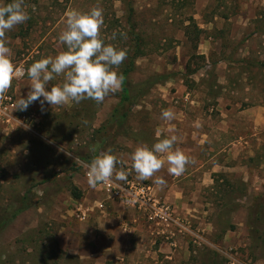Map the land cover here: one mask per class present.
<instances>
[{"label":"rangeland","instance_id":"374dc122","mask_svg":"<svg viewBox=\"0 0 264 264\" xmlns=\"http://www.w3.org/2000/svg\"><path fill=\"white\" fill-rule=\"evenodd\" d=\"M263 1L252 3L257 12L263 8ZM248 2L213 0L208 6L207 0H24L29 19L4 37L12 63L23 75L13 78L8 90L0 94V214L11 215L22 206L26 195L32 206L0 235V264H96L89 257L96 252L103 253L106 264H231L234 260V264H264V222L251 220L253 232L260 227L261 238L250 230L251 207L256 200L264 201V113L257 110L264 101V68H253L256 77L250 93L252 107L247 118L235 121L237 125L228 135L233 144L226 149L227 161L226 158L220 161L218 158L223 155L215 157L213 146L198 145L190 137V129L194 126L195 110L208 118L213 115L221 89L209 76L213 75L210 69L204 76L191 73L200 70L204 61L200 51L194 49L195 44L179 31V25L189 17L196 15L197 22H202L212 13H232ZM6 3L0 0V6ZM129 4L134 10L137 29L149 43V54L138 60L130 81L140 85L151 75L165 74L180 85L183 80L195 92L193 98L185 100L182 94L170 95L178 87L168 86L166 82L156 85L134 109L132 137L119 139L117 148L114 144L109 146L119 160L126 162L118 164L116 169L124 170L131 164L130 155L137 146L151 147L158 136L165 138L162 130H158L161 124L170 121L162 117L163 110H171L173 114L178 110L187 112L188 137L183 149L191 156L190 165L198 167L200 160L202 172H196L193 178L197 193L187 190L179 208L167 202L184 226H173L171 230L176 232L173 238L159 236L158 229L140 212L135 215L136 229L123 236L118 232L113 234L112 223L105 221L107 228L101 227L99 216L86 222L76 216V205L84 202L86 195L82 187L85 172L79 161L81 155L96 154L98 147H88L92 132L117 104L115 93L107 95L101 103L90 99L60 106L45 103L42 110L38 100L25 111L16 107V101L26 98L30 90L28 67L65 50L58 37L65 28L68 12L99 7L103 18L100 37L106 44L121 49L127 46L126 41H121V28L125 26ZM200 11L202 17L197 14ZM114 32L116 37L112 39ZM253 40L252 49H259L260 58L264 59L262 41ZM227 49L233 52L232 47ZM187 66H191V71L185 70ZM115 70L119 72L120 67ZM63 79V75L55 76L49 82V90L52 85L62 84ZM235 88L238 94L231 99L227 110H244L241 106L244 83L235 82ZM9 102L14 106L8 107ZM51 134L62 142L54 141ZM219 164L227 169L219 171L222 179L215 178L217 182L211 183V171ZM201 178L202 185L198 187ZM229 184L234 188L230 193L226 192ZM76 191L81 197H75ZM229 231L239 242L231 249L223 246V237Z\"/></svg>","mask_w":264,"mask_h":264},{"label":"crops","instance_id":"0c3cea01","mask_svg":"<svg viewBox=\"0 0 264 264\" xmlns=\"http://www.w3.org/2000/svg\"><path fill=\"white\" fill-rule=\"evenodd\" d=\"M207 1L208 6L210 1L213 2V0ZM253 2L254 0H250L247 4H243L238 11H233L232 13H212L213 15L211 14V17L208 16L205 21L201 20L202 22H197L198 18L194 15L182 21L179 25V31H181L184 38L190 42L191 39L187 38L186 30L191 18L201 30L199 41L195 44L196 46L194 49L200 51L201 59L204 61V64L201 66L200 70L197 71L195 69L193 75L200 73L199 75L204 76V72L207 74V71L210 69V71H213V75L209 76H212L214 82L217 83V87L221 89V93H217L215 103L216 110L211 117H205L207 115H202L200 110H195L197 112L194 115L195 121L192 124L194 126H192V129L189 128L191 130L190 137L196 140L200 146L205 144L213 146V156L214 154L215 157L223 155L218 158L220 161L224 158H226L225 161H227L226 153L228 152L226 149L233 144L230 139L231 137L228 135L234 130L235 125H237L235 121H237V119L247 118V111L252 107L250 103V93L252 89H254L256 77L253 71L256 69L255 67L258 66H263L262 69L264 68L263 62H261L263 56L260 58L259 49L256 51L251 47V40L254 41L253 39L255 38L260 39L264 47V32L262 31L264 30V24H261L264 19V6L263 8H259L261 10L260 12H257V8L254 9L253 7ZM262 5H264V3H262ZM208 6L204 8V12ZM201 13L202 11L197 14L202 17ZM220 26L222 27L220 28ZM228 47H232L233 52H230V50L227 49ZM252 64H255V66H252ZM185 70H187V67H185ZM182 81L180 85V82L175 83V81L169 79L165 84L171 87L172 85L173 87H178L175 93L171 90V96L182 94V98L189 100L190 96L193 98L195 92L189 90L184 81ZM235 82L244 83V91L241 93L243 95L241 98V106L244 107V110H227L228 105L231 106V99L238 94L235 88ZM257 110L264 113V101L258 104ZM187 117V112L178 110L174 112V118L172 120L161 124L158 129L162 130L161 134L164 135L163 137L165 138L175 136L177 139L174 149L178 147L188 158L189 162L185 165L184 171L180 175L169 174L167 170L169 165L166 161L162 168L154 173L153 177L143 181L137 179L136 173L131 170V164L124 169L130 177L150 185L154 194L159 195L165 199V202L175 205L177 208H179L180 204H183L187 190L189 192L193 189V192L197 193L194 188L193 178L196 172H198V174L199 171L202 172L200 160L198 167L190 165L191 156L183 149L184 140L188 137V134L185 132L187 128V125L185 126ZM247 121H249V119H247ZM241 123L242 122H240V126L242 128L243 125ZM101 124L95 125V128H99ZM156 128H158V125ZM157 138L160 139L159 136ZM219 142L220 145H218ZM223 146L224 149H221ZM82 162L89 164V162L83 160ZM225 169H227V167L220 166V164L216 165L215 169L211 171L213 174H211V183L212 181L214 183L216 179H222L220 178L219 171ZM83 177L85 184L82 187L86 195L84 202H80L76 206L79 205L83 211H87V219L85 222L90 221L95 216H99L101 227L103 225L107 228V224L104 223L105 221L113 224V234L118 232L120 236H123V234L133 233L136 229V225L134 226V224L137 223L135 215L138 214V211L125 202L115 201L102 187H90L84 173ZM157 177H162L165 180V184H154L153 180ZM201 181L202 178L198 179V187H201ZM240 211H244L242 206ZM116 228H118L119 231H117ZM105 235L108 236L109 233L106 232ZM234 235L235 234L229 231L227 235L223 237V246L227 247V249L234 248L235 245L239 244L237 241L238 239H236ZM215 249L218 250V248ZM89 257L94 258L96 264H106L107 262V258L103 256L102 252H96ZM166 258L170 257L166 256ZM233 262L231 264H234Z\"/></svg>","mask_w":264,"mask_h":264},{"label":"clouds","instance_id":"9594fccd","mask_svg":"<svg viewBox=\"0 0 264 264\" xmlns=\"http://www.w3.org/2000/svg\"><path fill=\"white\" fill-rule=\"evenodd\" d=\"M29 19L24 8V0H10L0 6V94H4L10 87L13 78L23 73L14 67L10 48L6 46L4 37L16 25ZM65 28L59 34V43L65 50L55 57H46L33 62L27 69V76L31 81L30 90L26 98L16 101L18 110L25 111L39 100L41 108L45 103L51 106H60L69 101L80 103L90 99L97 103L103 102L110 93L120 90L123 75L115 68L125 60L126 52L117 49L112 44H106L100 37L103 25L102 10L93 7L89 11L72 10L66 14ZM116 33L112 35L115 39ZM63 75V83L52 85L49 82L55 76ZM43 98V99H41ZM165 120H172L171 110L161 113ZM176 137L158 139L151 147L139 145L131 153V170L136 173L137 179L143 181L153 177L165 161L169 165L168 173L180 175L189 162L187 156L178 148L174 149ZM76 159V158H75ZM122 162L111 150L95 156L90 164L86 165L87 179L90 187L107 183L113 178L115 181H127L124 170H116ZM154 184L163 185L165 180L157 177Z\"/></svg>","mask_w":264,"mask_h":264},{"label":"trees","instance_id":"16d2710c","mask_svg":"<svg viewBox=\"0 0 264 264\" xmlns=\"http://www.w3.org/2000/svg\"><path fill=\"white\" fill-rule=\"evenodd\" d=\"M10 2V0H5ZM127 17L126 23L123 28H121V41H126V48H121L126 52L125 60L119 65V74L123 75V82L119 91L115 93L118 98L117 104L113 107L109 117L101 124L99 128H94L92 132V137L88 147H98L96 149V154L92 156H82L81 160L91 163L93 158L101 151H108L110 144H114L117 148V141L122 138H131L133 133V126L131 124V119L135 114V107L141 104L142 100L148 96L151 90L158 84L167 82L170 78L165 74L151 75L140 85H134L130 81V77L135 72L137 67V62L139 59L148 56L149 54V43L146 40V36L142 34L139 29H137L135 22L133 21L134 10L132 6L127 5ZM264 18V16H263ZM264 24V19H263ZM264 32V30H262ZM201 30L197 27L194 20L191 18L189 26H187L186 36L191 39L194 44L199 41ZM196 46V45H195ZM191 66H187V71L190 70ZM191 73H195L191 71ZM49 135V133H48ZM51 138L54 141L62 142L61 139L53 136ZM137 138V137H136ZM114 148V149H115ZM110 150V149H109ZM111 153L113 151L111 150ZM253 159V158H251ZM234 188L229 184V188L226 192L230 193ZM75 197H81L79 192H74ZM263 199V198H262ZM261 199V200H262ZM256 200L254 201L253 207L250 210V230L254 231L255 221L259 224L264 222V201ZM22 206L16 209L11 215L0 214V235L8 228V226L17 219L18 215L22 214L29 208H31L32 203L28 202L27 195L22 198ZM252 220V221H251ZM262 237V231L260 227L253 232ZM260 240V239H259Z\"/></svg>","mask_w":264,"mask_h":264},{"label":"built area","instance_id":"2783aa9c","mask_svg":"<svg viewBox=\"0 0 264 264\" xmlns=\"http://www.w3.org/2000/svg\"><path fill=\"white\" fill-rule=\"evenodd\" d=\"M9 106L12 107L14 104H10ZM79 163L83 167L85 176L87 177L88 169L86 165L88 164L82 161H79ZM114 175L109 182L101 183L97 186L102 187L115 201L118 200L133 206L143 215L149 224L158 229L159 236L173 238L176 236V232L171 230L173 226L176 225L177 227L184 228L172 207L162 197L154 194L150 185L139 182L129 175H127V181H115ZM75 212L80 221L87 219V211H83L81 206H76Z\"/></svg>","mask_w":264,"mask_h":264}]
</instances>
